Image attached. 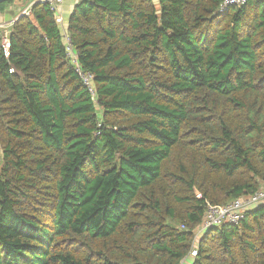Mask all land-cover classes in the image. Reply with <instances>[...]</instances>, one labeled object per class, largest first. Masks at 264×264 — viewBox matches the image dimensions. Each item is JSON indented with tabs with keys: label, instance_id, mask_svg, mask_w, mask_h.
<instances>
[{
	"label": "trees",
	"instance_id": "trees-1",
	"mask_svg": "<svg viewBox=\"0 0 264 264\" xmlns=\"http://www.w3.org/2000/svg\"><path fill=\"white\" fill-rule=\"evenodd\" d=\"M222 1L79 0L68 37L97 102L46 3L10 58L0 34V264H181L208 203L264 185V0ZM193 264H264V207Z\"/></svg>",
	"mask_w": 264,
	"mask_h": 264
},
{
	"label": "built area",
	"instance_id": "built-area-1",
	"mask_svg": "<svg viewBox=\"0 0 264 264\" xmlns=\"http://www.w3.org/2000/svg\"><path fill=\"white\" fill-rule=\"evenodd\" d=\"M64 0H43L42 3H46L50 10L55 14L58 13L59 5L63 3ZM79 1V0H75ZM248 0H223L218 12L220 14L226 13L230 8H242L247 4ZM58 22L61 19H57ZM65 44L67 47V58L73 64L76 69L78 76L80 77L82 84L88 90L91 98L94 102H97V93L94 84V75L91 72L85 71L81 68L78 61L77 53L75 52L71 40L69 37L65 38ZM11 39L9 34L3 36L2 40V51L5 58H10L11 56ZM11 73L14 69L11 68ZM264 207V185L256 192L241 198L232 200L231 202L220 205L207 204L206 212L199 226V232L195 233V237H201L206 232L222 227L226 224L238 225L242 222L246 214L256 208ZM198 242L194 240L193 248L190 252L191 258H196L198 256Z\"/></svg>",
	"mask_w": 264,
	"mask_h": 264
},
{
	"label": "crops",
	"instance_id": "crops-1",
	"mask_svg": "<svg viewBox=\"0 0 264 264\" xmlns=\"http://www.w3.org/2000/svg\"><path fill=\"white\" fill-rule=\"evenodd\" d=\"M42 1L43 0H12L10 4H7L9 3L7 1L6 4L0 6V34L2 37L6 34H10L13 23L21 16L30 15L31 6L34 3ZM156 1L157 0H155V2ZM76 4L77 1L75 0H64L63 3L59 5L58 13L55 14L57 24L59 25L64 39L68 37L69 19ZM59 18L61 21L58 22L57 19ZM193 261V258L188 257L183 260L181 264H193Z\"/></svg>",
	"mask_w": 264,
	"mask_h": 264
},
{
	"label": "rangeland",
	"instance_id": "rangeland-1",
	"mask_svg": "<svg viewBox=\"0 0 264 264\" xmlns=\"http://www.w3.org/2000/svg\"><path fill=\"white\" fill-rule=\"evenodd\" d=\"M10 3H11V2H9V3H7V4H10ZM196 197H197V198H201V193H200L199 191H196ZM213 205H214V204H213ZM222 205H224V204H221L220 206H222ZM199 229H200L199 226L196 227V228L194 229V233H196V235H197V233L199 232ZM199 239H200L199 236L194 238V240H196V242H198Z\"/></svg>",
	"mask_w": 264,
	"mask_h": 264
},
{
	"label": "water",
	"instance_id": "water-1",
	"mask_svg": "<svg viewBox=\"0 0 264 264\" xmlns=\"http://www.w3.org/2000/svg\"><path fill=\"white\" fill-rule=\"evenodd\" d=\"M7 1H9V0H0V4L7 2Z\"/></svg>",
	"mask_w": 264,
	"mask_h": 264
}]
</instances>
